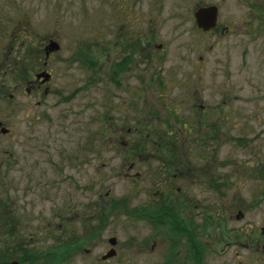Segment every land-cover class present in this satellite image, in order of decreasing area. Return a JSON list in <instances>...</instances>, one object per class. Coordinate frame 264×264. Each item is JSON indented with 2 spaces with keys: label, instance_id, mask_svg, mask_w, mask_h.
Returning <instances> with one entry per match:
<instances>
[{
  "label": "rangeland",
  "instance_id": "1",
  "mask_svg": "<svg viewBox=\"0 0 264 264\" xmlns=\"http://www.w3.org/2000/svg\"><path fill=\"white\" fill-rule=\"evenodd\" d=\"M205 5L217 7L210 31L194 24ZM50 40L58 48L45 56ZM120 64L133 68L115 87ZM224 93L232 187H254L246 167L257 131L264 139V0H0V262L169 263L135 218L148 205L147 140L182 131L186 155H206L193 140L207 118L197 104ZM109 245L116 254L101 259Z\"/></svg>",
  "mask_w": 264,
  "mask_h": 264
},
{
  "label": "flooded vegetation",
  "instance_id": "2",
  "mask_svg": "<svg viewBox=\"0 0 264 264\" xmlns=\"http://www.w3.org/2000/svg\"><path fill=\"white\" fill-rule=\"evenodd\" d=\"M123 65L116 66L115 87L120 86L119 80L129 85V78H122L120 73L128 72L133 67ZM38 86L37 80L29 81L26 93ZM228 101L230 99L224 93L216 106L197 104V116L206 114L207 118L205 123L193 125L194 128L197 126V130L205 128L200 139L195 136L193 140L206 146V155H186L182 145L187 140L182 131H177V135L171 137H159V141L147 140L150 150L146 158H152L144 172V181L148 185L145 189L148 205L135 209V218L141 216L152 226L153 236L160 240V245L166 251L165 257L170 262L173 256L177 264H264L263 134L262 131L256 134L258 150L254 169L251 165L246 167L255 174V178L251 177L255 182L254 187H246L245 180L239 188L232 187ZM216 109H221L223 116L210 122L209 118L214 117ZM259 110L262 108L259 107ZM174 129L179 130L177 127ZM129 130L128 127L126 131ZM221 148H225L222 155ZM135 175L140 176L139 173ZM70 217L63 216L67 223ZM61 225L64 224H57L60 228ZM108 241L116 242L114 237H109ZM109 249L110 245L104 253ZM114 250L116 254L115 246Z\"/></svg>",
  "mask_w": 264,
  "mask_h": 264
},
{
  "label": "water",
  "instance_id": "3",
  "mask_svg": "<svg viewBox=\"0 0 264 264\" xmlns=\"http://www.w3.org/2000/svg\"><path fill=\"white\" fill-rule=\"evenodd\" d=\"M193 17H194V24L197 28H200L203 31L210 30L214 28L216 25L217 8L215 5H205V6L197 7L193 11ZM57 48L58 45L54 41L50 40L45 47V56H47L48 52H50L51 50H55ZM39 76L42 77L41 81H43L47 79L49 75L46 74L45 72H41L37 74L36 77ZM0 130L2 133L6 131L5 128H0ZM113 253L114 251L110 250L103 256V258L107 256H112ZM0 264H20V263L17 262L16 260H11L9 262H2Z\"/></svg>",
  "mask_w": 264,
  "mask_h": 264
}]
</instances>
